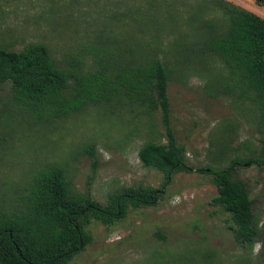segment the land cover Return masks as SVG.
Segmentation results:
<instances>
[{"label": "rangeland", "instance_id": "obj_1", "mask_svg": "<svg viewBox=\"0 0 264 264\" xmlns=\"http://www.w3.org/2000/svg\"><path fill=\"white\" fill-rule=\"evenodd\" d=\"M225 1L264 19V6L253 0ZM202 2L0 0V47L18 50L42 43L61 68L71 57L80 60V72L95 68L97 50L121 62L164 54L173 68L171 43L179 36H196L188 20ZM210 16L219 13H200ZM119 52L120 58L113 59ZM174 67L166 89L169 124L185 149L187 170L170 173L166 181L137 157L143 141L165 140L159 112L148 116L129 104L113 112L86 106L34 124L10 103L9 82L1 83L0 210L16 207L35 171L54 164L65 169L75 190L88 191L101 204L121 187L160 191L155 205L128 208L113 224L92 220L87 225L91 242L65 264H264V165L245 164L235 172L247 187L261 228L250 252L233 240L228 214L212 203L215 186L207 172L198 170L222 167L258 146L254 109L226 90L228 76L215 57L188 69ZM89 144L96 161L93 174L85 151Z\"/></svg>", "mask_w": 264, "mask_h": 264}, {"label": "trees", "instance_id": "obj_2", "mask_svg": "<svg viewBox=\"0 0 264 264\" xmlns=\"http://www.w3.org/2000/svg\"><path fill=\"white\" fill-rule=\"evenodd\" d=\"M202 1L188 20L196 36L190 40L179 36L171 43L173 68L164 54L121 62L114 59L120 58L119 52L112 54L116 63L97 50L95 68L80 72L77 58L71 57L68 67L61 68L44 44L31 42L18 50L0 47V84L9 82L10 103L34 124L52 122L86 106L113 112L129 104L148 116L159 112L165 140L143 141L137 157L143 166L160 171L166 181L170 173L187 170L185 149L176 143L169 124L166 89L171 73L174 66L188 69L215 57L226 70V90L253 107L260 137L249 155H235L216 169L198 170L209 174L216 189L212 203L228 214L233 240L250 252L261 228L247 187L235 172L245 164L264 165V19L225 0ZM253 1L264 6V0ZM206 11L219 16L200 17ZM85 151L93 174V145ZM159 192L149 186L121 187L101 204L88 191L75 190L63 167L44 165L31 177L18 205L0 210V264H65L91 242L87 225L92 220L113 224L128 208L155 205Z\"/></svg>", "mask_w": 264, "mask_h": 264}]
</instances>
